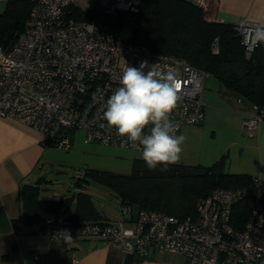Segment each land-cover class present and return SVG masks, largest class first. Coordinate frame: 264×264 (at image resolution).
Segmentation results:
<instances>
[{
    "label": "built area",
    "instance_id": "obj_1",
    "mask_svg": "<svg viewBox=\"0 0 264 264\" xmlns=\"http://www.w3.org/2000/svg\"><path fill=\"white\" fill-rule=\"evenodd\" d=\"M74 1L33 0L11 45L0 44V116L22 121L41 132L43 143L63 149L71 147L72 131L81 129L85 142L140 150L117 135L103 113L106 100L120 86L125 65L138 67L147 61L158 63L161 70L176 71L180 100L169 114L176 134L184 124L202 122L203 69L184 57L157 54L144 44L124 40L97 18H74L70 13ZM194 1L202 8L208 2ZM137 2L97 0L106 13L118 8L135 11ZM234 29L245 52L264 44V25L240 17ZM260 122L264 110L250 105L243 126L252 129ZM251 182V189L216 187L199 196L194 216L136 209L125 202L118 220L59 222L45 225L40 233L51 240L64 237L65 231L71 237L100 238L128 255L176 252L184 256L185 264H264V179L253 175ZM250 192L251 208L243 227L236 229L231 222L233 205ZM52 264H78V259L69 256Z\"/></svg>",
    "mask_w": 264,
    "mask_h": 264
},
{
    "label": "trees",
    "instance_id": "obj_2",
    "mask_svg": "<svg viewBox=\"0 0 264 264\" xmlns=\"http://www.w3.org/2000/svg\"><path fill=\"white\" fill-rule=\"evenodd\" d=\"M33 0H7L0 10V44L9 46L23 27ZM76 19L97 18L111 26L116 34L134 43L144 44L154 53L184 57L192 65L215 75L223 87L256 109L264 110V44L245 52L234 24L207 20L194 0H138L137 9L118 8L106 13L96 2L82 9L70 6ZM216 40V44L213 41ZM226 155L209 165L176 162L162 170L163 165L149 169L142 157L132 161L131 173L89 168L90 180L107 185L121 203L136 209H155L178 217L195 215L197 198L216 187L246 185L251 189V175L225 171ZM86 176V177H88ZM84 177V179H86ZM87 181V180H84ZM81 182H77V185ZM78 208L87 204L89 214L76 212L75 221L95 219L91 195L75 192ZM22 212L27 221L42 219L57 224L61 200L39 197L35 184L20 188ZM252 203L251 192L232 208L231 222L236 229L243 227Z\"/></svg>",
    "mask_w": 264,
    "mask_h": 264
},
{
    "label": "crops",
    "instance_id": "obj_3",
    "mask_svg": "<svg viewBox=\"0 0 264 264\" xmlns=\"http://www.w3.org/2000/svg\"><path fill=\"white\" fill-rule=\"evenodd\" d=\"M6 1L0 0V9H3ZM96 2L75 0L73 4L86 9ZM203 11L207 20L234 24L240 17H246L264 25V0H208ZM205 100L202 122L182 125L178 135L185 137L191 131L215 127L216 118L220 117L222 140L207 150V161L212 159L213 163L225 154V171L258 175L264 179V122L252 129L243 126V118L250 112V105L244 100L235 103L226 94L220 95L222 104ZM191 146L184 140L177 162L201 164L199 161H204L196 151L189 152ZM48 154L49 145L43 143L41 132L16 118L0 116V264H52L64 262L69 256H75L78 264H185L184 256L176 252L151 250L146 255H128L116 244L100 238L61 237L51 240L42 235L40 230L46 221H27L22 212L20 188L23 184L37 185L41 198L61 200L58 222L75 221L78 210L83 214L94 212L88 204L78 208L75 192L88 193L86 188H82V183L78 190L68 196L67 201L54 196H40L42 165ZM201 165L209 164L202 162ZM91 201L96 218L86 221L119 219L110 217L103 208L98 209L92 196ZM77 218L76 221H83Z\"/></svg>",
    "mask_w": 264,
    "mask_h": 264
},
{
    "label": "clouds",
    "instance_id": "obj_4",
    "mask_svg": "<svg viewBox=\"0 0 264 264\" xmlns=\"http://www.w3.org/2000/svg\"><path fill=\"white\" fill-rule=\"evenodd\" d=\"M180 90L175 70H161L158 63L142 61L138 67L125 65L120 86L106 100L103 119L141 150L149 169L163 165L166 170L180 159L185 137L176 134L177 126L169 118ZM63 234L71 239L67 231Z\"/></svg>",
    "mask_w": 264,
    "mask_h": 264
},
{
    "label": "rangeland",
    "instance_id": "obj_5",
    "mask_svg": "<svg viewBox=\"0 0 264 264\" xmlns=\"http://www.w3.org/2000/svg\"><path fill=\"white\" fill-rule=\"evenodd\" d=\"M222 94H226L236 103L237 96L233 92L225 89L215 75L205 73L201 93L202 101L205 102L207 99L222 104L219 100ZM216 120L218 121L215 127L194 130L185 136V140L193 145L189 147L191 149L189 152L196 151L201 156V160H204L199 161L201 164L202 162L203 164L211 163L212 159L207 161L205 157L206 152L222 140V122L220 117ZM83 135V130L75 129L72 133L73 142L69 149L60 148L52 143L48 144L49 154L42 165L40 196H54L67 201L68 196L78 190V186H81L77 185V182H81L84 184L82 188H86L91 194L98 209L103 208L113 219L120 218L121 201L119 197L107 185L90 180L85 172L89 168H97L131 173L133 159L136 155L142 157V152L96 141L85 142Z\"/></svg>",
    "mask_w": 264,
    "mask_h": 264
}]
</instances>
